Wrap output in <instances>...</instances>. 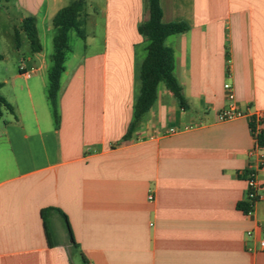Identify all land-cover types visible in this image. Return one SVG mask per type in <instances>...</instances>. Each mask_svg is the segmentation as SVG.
<instances>
[{
    "label": "crops",
    "instance_id": "obj_1",
    "mask_svg": "<svg viewBox=\"0 0 264 264\" xmlns=\"http://www.w3.org/2000/svg\"><path fill=\"white\" fill-rule=\"evenodd\" d=\"M69 2L0 1L18 52L30 47L28 17L42 46L18 63L0 48V94L13 107L0 118V264H264V146L250 155L249 118L218 120L230 83L264 132V0H160L163 23L188 26L166 40L186 106L159 84L130 138L148 0H87L86 39L69 35L56 121L52 21ZM249 169L260 183L253 216L240 208Z\"/></svg>",
    "mask_w": 264,
    "mask_h": 264
},
{
    "label": "trees",
    "instance_id": "obj_2",
    "mask_svg": "<svg viewBox=\"0 0 264 264\" xmlns=\"http://www.w3.org/2000/svg\"><path fill=\"white\" fill-rule=\"evenodd\" d=\"M8 2L10 0H0ZM149 18L139 27V33L147 40V56L139 70L140 91L134 103L133 120L126 133V138H130L132 133L139 127L144 115L150 110L157 98V89L159 84L164 83L180 104L185 107L186 100L182 93V87L175 75V53L174 50L166 46V40L175 34L182 33L188 29L184 23L162 22V8L160 0H148ZM88 20L87 0H70L69 4L62 8L54 17L52 24L56 30L54 37V53L52 56V67L49 72L48 98L52 107L53 115L56 121L59 120L58 114V92L60 90V81L65 71V61L68 53L71 51L69 35L75 31L82 39H86V24ZM22 30L25 32L33 53L40 52L42 46L38 38L36 29V19L28 17L22 23ZM16 46L20 47V34L16 32ZM3 56L0 55V61ZM7 109L13 112V107L0 94V118L3 110ZM260 144L264 146V132L260 135ZM244 211L247 205H241ZM53 209L42 211L44 224L48 239L50 234L47 226V215ZM61 212V211H60ZM67 221V217L61 212ZM68 223V221H67ZM70 237L73 239L70 225L68 224ZM74 242V241H73Z\"/></svg>",
    "mask_w": 264,
    "mask_h": 264
},
{
    "label": "built area",
    "instance_id": "obj_3",
    "mask_svg": "<svg viewBox=\"0 0 264 264\" xmlns=\"http://www.w3.org/2000/svg\"><path fill=\"white\" fill-rule=\"evenodd\" d=\"M225 90L227 92L228 100L230 104L228 107L221 110L218 114V120L221 122L233 121L240 118H249L251 123V133L255 142V148L250 151V155H253L256 150H260L262 148L260 144V135L262 133V117L259 115L252 116L248 111H244L239 109L235 104V90L232 84L226 83ZM261 161L263 162L264 157L261 155ZM247 180V196L246 203L248 205L245 214L247 216H253L255 211V205L260 199L259 191H260V183L258 180V174L253 169H249L246 174ZM150 201H154V197L152 195L149 196ZM252 232H248V236H251ZM260 248L264 251V239L260 241Z\"/></svg>",
    "mask_w": 264,
    "mask_h": 264
},
{
    "label": "rangeland",
    "instance_id": "obj_4",
    "mask_svg": "<svg viewBox=\"0 0 264 264\" xmlns=\"http://www.w3.org/2000/svg\"><path fill=\"white\" fill-rule=\"evenodd\" d=\"M2 26H4V23L0 21V48L4 52L7 62L18 63L22 60L23 56L29 54L30 47L28 46L27 42H23L22 48L20 49V52H18V50L16 49V40L14 35H12L11 37L6 36V34L3 32Z\"/></svg>",
    "mask_w": 264,
    "mask_h": 264
}]
</instances>
